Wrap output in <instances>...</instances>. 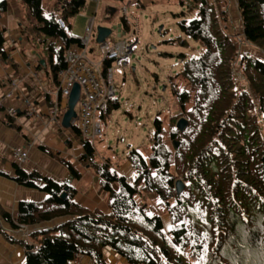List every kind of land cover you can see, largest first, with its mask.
<instances>
[{
	"label": "trees",
	"instance_id": "1",
	"mask_svg": "<svg viewBox=\"0 0 264 264\" xmlns=\"http://www.w3.org/2000/svg\"><path fill=\"white\" fill-rule=\"evenodd\" d=\"M20 1L31 29L27 40L41 48L45 73L56 89L66 69V51L80 46L79 37L66 28L86 0ZM235 1L240 22L232 33L224 0H179L193 16L178 20V28L202 52L183 60L168 77L178 112L170 115L167 128L154 118L147 159L130 151L127 160L135 174L130 181L72 127L108 212L74 200L70 180L79 174L69 162L62 160L70 178L61 183L13 163L17 182L48 196L41 202H18L14 218L0 207L6 223L17 228L68 216L52 228L32 231L29 242L18 241L23 264H71L79 256L91 264H111L106 249L127 264H264V0ZM4 9L5 0H0V11ZM119 21L122 33H128L127 17ZM235 36L253 51L238 54ZM3 42L0 30L1 54ZM116 107L114 98L100 118ZM180 117L187 121L183 130L175 127ZM177 179L184 185L179 193Z\"/></svg>",
	"mask_w": 264,
	"mask_h": 264
},
{
	"label": "crops",
	"instance_id": "2",
	"mask_svg": "<svg viewBox=\"0 0 264 264\" xmlns=\"http://www.w3.org/2000/svg\"><path fill=\"white\" fill-rule=\"evenodd\" d=\"M87 1L89 7L95 0H86V3ZM232 11V16L239 21L237 10L233 8ZM26 13L20 0H5V9L0 11V30L4 37L3 54L0 53V207L14 218L17 215L18 202H41L48 196L46 192L26 187L14 179L13 163L16 162L11 155V149L17 148L27 152L25 161L19 165L16 163L24 171L36 170L60 183L70 178L68 168L62 160L69 162L79 174V178L70 180L75 189L74 200L87 209L96 208L108 212L104 194L96 192L98 178L83 159L80 141L77 138L74 140L61 126L48 121L54 103L55 88L45 73V66L39 63V59L45 58L41 48L32 47L26 38L28 34L23 20V14ZM14 81L16 87L13 94L5 96ZM24 97L31 100L35 111L32 116L27 113ZM7 109H13L15 115H9ZM127 163L123 170L119 167L117 170L132 177L130 174L134 173L133 168L130 162L126 161L125 164ZM111 168L114 166L111 165ZM84 183L87 189L81 187ZM66 218L68 216L57 217L38 224L25 225L21 229L12 228L0 216V264H23L24 249L18 241L29 242L32 231L52 228ZM105 255L108 263L113 264L116 259L126 263L108 249ZM82 260L86 264L90 262L86 256Z\"/></svg>",
	"mask_w": 264,
	"mask_h": 264
},
{
	"label": "rangeland",
	"instance_id": "3",
	"mask_svg": "<svg viewBox=\"0 0 264 264\" xmlns=\"http://www.w3.org/2000/svg\"><path fill=\"white\" fill-rule=\"evenodd\" d=\"M131 1L133 0H98L92 1L89 7L87 1L85 8L69 20L70 26L66 28L70 35L82 37L92 16L93 35L97 26L111 28V33L106 38L109 46L122 39L135 41L129 64L112 68V84L116 89L115 99L118 101V107L112 108L103 118L99 117L103 132L93 141L98 157L109 159L111 165L119 167L120 170L128 165L125 162H129L127 156L133 149L139 151L144 158H148L154 133V118L158 116L163 127L167 128L170 115L178 112L168 77L180 70L183 60L196 58L202 52V47L178 28V20L182 18L189 20L193 16L187 14L185 6H182L179 0H141L145 2L144 7H137ZM224 1L228 4L226 6L230 16L231 32H237L240 20L232 16V9H237L236 1ZM123 6L126 7L125 12L122 11ZM181 12H184V15ZM122 15L129 21L131 29L128 33H122L118 28L119 17ZM23 20L27 34L31 35L25 14ZM235 37L238 40L236 46L238 54L247 50L253 51L250 43L241 41L239 36ZM89 47L91 48L89 57L99 60L102 50L95 42V38H91ZM236 77L237 81L241 79L237 66ZM59 116H62L61 111ZM61 127L76 140L71 127ZM130 175L134 177L135 174ZM132 177L129 176L127 180L130 181ZM81 187L87 189L85 183ZM82 257L79 256L71 264H86L83 263ZM113 262L127 264L120 259Z\"/></svg>",
	"mask_w": 264,
	"mask_h": 264
},
{
	"label": "built area",
	"instance_id": "4",
	"mask_svg": "<svg viewBox=\"0 0 264 264\" xmlns=\"http://www.w3.org/2000/svg\"><path fill=\"white\" fill-rule=\"evenodd\" d=\"M122 11H126L125 6L122 7ZM57 22L61 28H65L62 20L58 19ZM91 24L92 18L84 29V35L79 37L80 46L71 47L65 53L64 59L67 65L59 77L58 87L53 91L54 103L48 121L55 123L58 127L63 126L61 123L62 116L60 117L59 113L61 111L63 115L67 110V98L73 85L77 83L79 93L74 105L76 111L69 120V127H75L83 138L93 142L103 132L99 117L105 113L107 103L115 98L116 89L112 84V68L113 66L122 67L129 64L134 42L122 39L109 46L105 39L104 42L99 43L102 50L101 58L94 60L89 57L91 52L89 41L91 38H95V35L92 34ZM105 61H109L107 66H105ZM13 84L5 96L9 97L13 94L16 81ZM23 99L28 115L32 116L35 111L30 98L24 97ZM7 113L12 116L15 115L13 109H7ZM69 140L70 138H68ZM11 155L19 165L25 161L27 152L12 148ZM17 227L24 229L25 225L17 224Z\"/></svg>",
	"mask_w": 264,
	"mask_h": 264
},
{
	"label": "water",
	"instance_id": "5",
	"mask_svg": "<svg viewBox=\"0 0 264 264\" xmlns=\"http://www.w3.org/2000/svg\"><path fill=\"white\" fill-rule=\"evenodd\" d=\"M95 42L97 44L104 42V40L110 35L111 33V28L106 27V26H97L95 29ZM135 43V41H134ZM35 53V51H32ZM39 63L43 66H45V60L44 59H39ZM78 93H79V85L75 83L72 87V90L70 92V95L68 97V103H67V110L63 113L62 118H61V123L63 126H69V120L71 117L75 115L74 112V105L77 101L78 98ZM187 124V121L185 118L180 117L177 119L175 123V127L179 130H183ZM175 189L176 192L179 193L183 189V183L180 179H177L175 181ZM66 196L65 191H62L60 197L64 198Z\"/></svg>",
	"mask_w": 264,
	"mask_h": 264
}]
</instances>
